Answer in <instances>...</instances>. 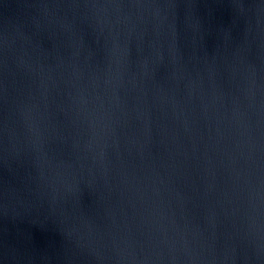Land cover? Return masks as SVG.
Masks as SVG:
<instances>
[{
    "label": "water",
    "instance_id": "1",
    "mask_svg": "<svg viewBox=\"0 0 264 264\" xmlns=\"http://www.w3.org/2000/svg\"><path fill=\"white\" fill-rule=\"evenodd\" d=\"M0 264H264V0H0Z\"/></svg>",
    "mask_w": 264,
    "mask_h": 264
}]
</instances>
